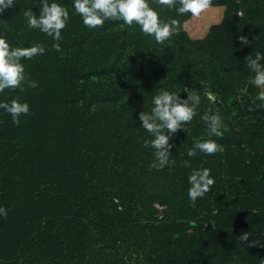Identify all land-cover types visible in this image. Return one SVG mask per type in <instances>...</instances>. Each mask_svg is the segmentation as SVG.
Returning a JSON list of instances; mask_svg holds the SVG:
<instances>
[{"label": "trees", "instance_id": "1", "mask_svg": "<svg viewBox=\"0 0 264 264\" xmlns=\"http://www.w3.org/2000/svg\"><path fill=\"white\" fill-rule=\"evenodd\" d=\"M49 2L70 13L60 52L27 26L24 11L39 15L41 0H14L0 14L10 47H45L21 61L38 86L0 93V102L30 106L19 126L0 109V264H260L264 107L246 57L264 54V0H212L200 17L149 0L162 22H179L162 44L135 23L89 29L73 0ZM184 87L201 96L197 114L170 139L174 163L150 169L154 150L144 141L153 137L138 115L160 88L186 99ZM209 108L229 129L222 138L209 137L200 119ZM206 139L223 151L187 155ZM198 168L215 184L193 205L187 177Z\"/></svg>", "mask_w": 264, "mask_h": 264}, {"label": "clouds", "instance_id": "2", "mask_svg": "<svg viewBox=\"0 0 264 264\" xmlns=\"http://www.w3.org/2000/svg\"><path fill=\"white\" fill-rule=\"evenodd\" d=\"M160 6L174 9L178 16L191 14L193 17L208 10L212 0H156ZM14 0H0V14H3L10 7H14ZM75 14H78L83 24L89 29L103 27L106 21H123L127 26L133 23L140 26V30L149 36L154 37L157 44H162L172 35L178 34L179 22L172 19L170 22H162L156 10L150 7L149 0H73L72 5ZM27 26L30 29H38L51 37L54 43L52 48L62 51L59 41L62 39L61 32L70 20V13L67 7L49 0H41L39 15L31 8L23 13ZM242 45H248L250 41L244 35L239 36ZM45 47L42 44L34 43L30 47H10L6 38L0 36V93L5 89L24 92L25 88H36L37 82L29 79L26 74L22 59L31 60L33 57L43 55ZM247 68L253 74L250 82L261 89L256 99L261 103L257 107H264V54L257 52L255 57H246ZM183 92L187 98L182 99L180 92H170L160 88L153 96L150 112L141 111L138 119L140 125L153 138L144 141V147L154 150V160L150 163V169L162 170L171 166L174 161L170 160L171 149L174 143H170L171 137L183 130L188 132L185 125L189 124L197 114L201 103V96L195 90L184 87ZM210 103H215L218 97L211 92L205 93ZM0 109L11 115L12 122L19 126L20 117L30 113V106L27 102L19 99H12L10 102H0ZM249 110H255L250 107ZM200 119L205 123L209 137H223L228 127L223 123L219 111L209 108ZM223 147L213 139L197 140L192 148L188 149L187 155L195 157L197 153L213 155L222 152ZM187 166V162H185ZM188 198L195 205L198 198H203L215 184L210 169H193L187 177ZM0 215L7 216V210L0 207ZM215 227V224H212ZM239 239L241 242L249 241V233L243 232ZM258 242L251 241L248 247L256 246ZM260 264H264L261 259Z\"/></svg>", "mask_w": 264, "mask_h": 264}, {"label": "built area", "instance_id": "3", "mask_svg": "<svg viewBox=\"0 0 264 264\" xmlns=\"http://www.w3.org/2000/svg\"><path fill=\"white\" fill-rule=\"evenodd\" d=\"M239 14H242V11H240Z\"/></svg>", "mask_w": 264, "mask_h": 264}]
</instances>
